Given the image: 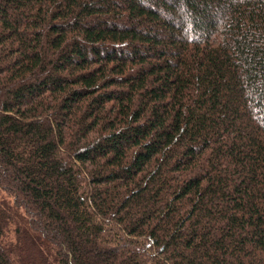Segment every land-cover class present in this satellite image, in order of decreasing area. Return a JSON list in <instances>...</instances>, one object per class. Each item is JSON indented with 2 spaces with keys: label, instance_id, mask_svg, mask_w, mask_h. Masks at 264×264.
<instances>
[{
  "label": "trees",
  "instance_id": "obj_1",
  "mask_svg": "<svg viewBox=\"0 0 264 264\" xmlns=\"http://www.w3.org/2000/svg\"><path fill=\"white\" fill-rule=\"evenodd\" d=\"M0 264H264V0H0Z\"/></svg>",
  "mask_w": 264,
  "mask_h": 264
}]
</instances>
